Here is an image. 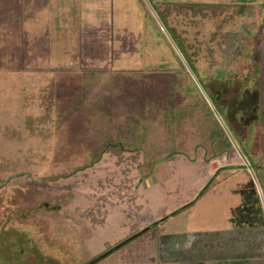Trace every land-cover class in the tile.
Wrapping results in <instances>:
<instances>
[{"label": "rangeland", "instance_id": "374dc122", "mask_svg": "<svg viewBox=\"0 0 264 264\" xmlns=\"http://www.w3.org/2000/svg\"><path fill=\"white\" fill-rule=\"evenodd\" d=\"M192 1L253 11L172 12L191 62L162 0H0V264H87L148 226L92 264L219 226L264 264V0Z\"/></svg>", "mask_w": 264, "mask_h": 264}, {"label": "crops", "instance_id": "0c3cea01", "mask_svg": "<svg viewBox=\"0 0 264 264\" xmlns=\"http://www.w3.org/2000/svg\"><path fill=\"white\" fill-rule=\"evenodd\" d=\"M221 171L222 170H212L209 174L210 177H216L214 186L221 184V180L223 179V177L219 176V173ZM212 177L211 179L207 180V182L205 181L206 184L210 180L211 184L214 182V179H212ZM210 185L207 186L205 191L210 188ZM216 187L218 189V186ZM199 193L198 189H195L193 198H196ZM185 205L187 204H184L179 208H182ZM177 210H174L172 212H170L169 210H165V212L162 213L159 218H155L157 223H153L157 224L158 226L163 223L166 225H170L169 223L172 220L171 217H174L178 214V212L175 213ZM184 211L185 208L179 211V213L181 215H185ZM231 216L232 215L227 216L226 219L230 220ZM175 219H178V217L176 216ZM176 225L177 221L173 223V226ZM232 230L236 231L237 228L228 226L221 228L219 226L213 227L211 229L202 228L195 230L194 232H189V230L185 227H182L180 229L172 228L170 232H165L164 234H170L171 242L169 244H171V247L174 248H172L174 252L172 254L165 252V254L167 253L166 256H163L158 260L163 264H249V261L253 257V255L260 256V253L257 254L253 252V249L256 245H254L252 242L246 244L237 243L234 240H231V238L229 237ZM239 231L243 230H238L237 232ZM244 231L247 232L248 229ZM148 240L152 242L150 244V247H147V245L141 242L139 245L137 244L139 248L134 247L131 249L132 253L135 256L133 255L134 258H130V260L126 264H158L156 256L157 247L154 246L155 239L153 238V240ZM181 242L184 244V246H181ZM113 244L114 243H109L108 246ZM167 247L168 246L166 245L165 250L167 249Z\"/></svg>", "mask_w": 264, "mask_h": 264}, {"label": "trees", "instance_id": "16d2710c", "mask_svg": "<svg viewBox=\"0 0 264 264\" xmlns=\"http://www.w3.org/2000/svg\"><path fill=\"white\" fill-rule=\"evenodd\" d=\"M163 3V8H156L158 11V15L160 17V19L162 20V22L164 23V25L169 28V30L172 33V36L174 37V39H176L178 46H180V50L184 53V56L191 61L190 55L188 53V51L186 50L182 40H180L179 36L177 35L176 31L174 30V28L170 27L169 24V17L172 14V12L175 13H186L187 11H189L190 9H194L196 10L197 8H200L201 6H209L212 7L214 11L218 12V13H222L223 11L227 10L228 8L233 9L232 15L231 16H235L237 14H243L244 11L246 10V8H251L253 11V4H244V3H235V2H197V1H192V0H185V1H172V0H162ZM192 62V61H191ZM211 184V180L205 185V187L203 188V190L199 193V195H201L205 189L207 188L208 185ZM199 195L195 198L196 199L199 197ZM192 201V203H193ZM191 204V202L189 203ZM187 204V205H189ZM187 205H185L182 208H179L175 213L181 211L182 209H184ZM157 223V222H156ZM156 225V224H154ZM152 226L148 227L147 229H145L144 231H139L136 234H134L133 236H129L126 237L124 239H122L121 241L117 242L116 244L113 245H109L104 251H102L101 253H99L98 255L95 256V258H93L91 260V262L93 263L94 261L102 258L105 254H107L108 252H111L112 250L121 247L123 244L130 242L131 240H133L135 237L141 235L142 233H144L145 231H147L148 229H150Z\"/></svg>", "mask_w": 264, "mask_h": 264}, {"label": "flooded vegetation", "instance_id": "af4514ba", "mask_svg": "<svg viewBox=\"0 0 264 264\" xmlns=\"http://www.w3.org/2000/svg\"><path fill=\"white\" fill-rule=\"evenodd\" d=\"M261 91H262V90H260V93H259V95H260V100H261V103H260V105H259V106H260V108H261V107L263 108V106H262V105L264 104V103L262 102V101H263V98H262V97H263V95H262V94H263V92H261ZM247 100H248V99H247ZM245 103H247V101H246V100H245ZM225 105H226V104H225ZM225 108L227 109L228 107H227V106H225Z\"/></svg>", "mask_w": 264, "mask_h": 264}, {"label": "water", "instance_id": "95a60500", "mask_svg": "<svg viewBox=\"0 0 264 264\" xmlns=\"http://www.w3.org/2000/svg\"><path fill=\"white\" fill-rule=\"evenodd\" d=\"M148 227H150V226H148ZM148 227L144 228V229L141 230V231H144V230L147 229ZM87 264H92V262L90 261V262H88Z\"/></svg>", "mask_w": 264, "mask_h": 264}]
</instances>
